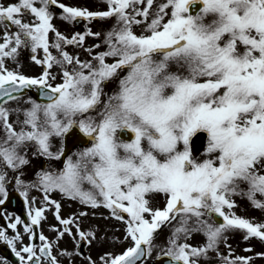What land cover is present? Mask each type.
<instances>
[{
	"label": "snow or ice",
	"instance_id": "1",
	"mask_svg": "<svg viewBox=\"0 0 264 264\" xmlns=\"http://www.w3.org/2000/svg\"><path fill=\"white\" fill-rule=\"evenodd\" d=\"M107 4L92 11L63 0H0V205L14 184L31 221L0 209L16 230L0 227V241L17 264H62L54 247L72 224L91 244L95 232L80 229L75 213L61 217L59 192L125 222L128 245L106 251L100 264H146L157 249L161 264H201L212 252L221 264H250L251 256H233L230 245L225 256L220 245L237 230L264 240V223L236 211L238 195L264 209V0ZM54 7L67 21L112 24L69 36L56 28ZM88 36L102 37L85 49L88 57L68 50ZM22 51L43 66L39 75L8 67ZM69 139L81 145L70 154ZM41 157L45 165L26 178ZM32 190L42 206L33 205ZM152 195H162L163 206H153ZM53 206L63 225L54 226L56 242L38 230ZM162 227L169 234L158 243ZM194 234L205 242L192 244Z\"/></svg>",
	"mask_w": 264,
	"mask_h": 264
},
{
	"label": "flooded vegetation",
	"instance_id": "2",
	"mask_svg": "<svg viewBox=\"0 0 264 264\" xmlns=\"http://www.w3.org/2000/svg\"><path fill=\"white\" fill-rule=\"evenodd\" d=\"M44 165H45V158L41 157L38 159H33L32 165H30L28 168L25 169L26 178H31L34 170L37 167ZM9 192L10 195L8 200L3 205H0V209H3L4 212H6L9 216H12L13 219L15 215H19L22 218V221H27L30 223L31 221L27 215L28 205L24 202V199L19 194V191L16 190L14 184H11ZM30 195L36 197V200L32 202L34 206H42V200H41L42 194L38 190H32L30 192ZM53 196L61 203V209H60L61 217L69 218L72 217L73 214L75 213L76 223L80 225V229L87 232V229L82 224V216H81L82 213L81 212L77 213L76 200L68 198L59 192L53 193ZM105 208L106 207H100V210H102L101 213H106ZM78 209L81 210L82 206H79ZM112 221L120 226L122 225V221L118 219ZM83 222L93 227L97 224L95 223L94 225L91 223V221H88L86 219L83 220ZM54 226H58L60 229H63V225L55 215V209L53 206L52 208L45 210V216L42 219L41 224L38 226V230H42L50 239L56 242L57 228ZM70 226L72 228V232L71 233L66 232L62 238H59L58 243H56L54 247V253L56 254L57 258L62 262V264H89L87 257L91 256L93 259L97 260V264H100L98 258L102 254L103 236L95 234V236L91 237V241H92L91 244L87 243L86 245H84L83 244L84 240L79 237L78 230L76 229L75 224H72ZM0 227H6L9 235H14L16 232L15 229L10 228L7 216H5L2 213H0ZM18 229L20 233L23 235L24 242H31V238L25 232L22 223L18 225ZM119 230H121L120 227ZM73 233H75L76 235L74 236ZM35 243L39 244L40 241L36 239ZM62 249H66L68 252L72 253V255L68 256L62 254L61 252ZM3 257H6L10 261H12V264H17V260L14 257V254L11 252L10 246L0 241V264H4V261L2 259Z\"/></svg>",
	"mask_w": 264,
	"mask_h": 264
},
{
	"label": "rangeland",
	"instance_id": "3",
	"mask_svg": "<svg viewBox=\"0 0 264 264\" xmlns=\"http://www.w3.org/2000/svg\"><path fill=\"white\" fill-rule=\"evenodd\" d=\"M3 2H7V0H3ZM24 19L25 20H30L31 19V17L29 16V15H25V17H24ZM76 53H79L80 55H81V50H76L75 51ZM201 158H203V157H201ZM162 195H152V196H150L149 198H153L154 200H157L159 197H161ZM264 210V209H263ZM249 211L250 212H252V214L253 215H257V214H259V210H258V208L256 207V206H253V207H251L250 209H249ZM264 214V213H263ZM257 217V216H256ZM258 219H260L261 221H260V223H264V219L263 218H260L259 216L257 217Z\"/></svg>",
	"mask_w": 264,
	"mask_h": 264
}]
</instances>
